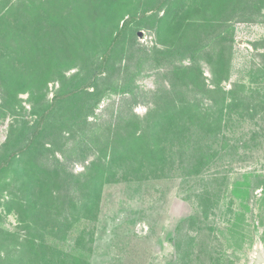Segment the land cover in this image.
<instances>
[{
  "label": "rangeland",
  "instance_id": "374dc122",
  "mask_svg": "<svg viewBox=\"0 0 264 264\" xmlns=\"http://www.w3.org/2000/svg\"><path fill=\"white\" fill-rule=\"evenodd\" d=\"M0 52V264H264V117L230 105L264 1L0 0Z\"/></svg>",
  "mask_w": 264,
  "mask_h": 264
},
{
  "label": "trees",
  "instance_id": "16d2710c",
  "mask_svg": "<svg viewBox=\"0 0 264 264\" xmlns=\"http://www.w3.org/2000/svg\"><path fill=\"white\" fill-rule=\"evenodd\" d=\"M264 1V0H262ZM2 42L5 43L4 39L2 40ZM113 46H110L106 52V54L104 55V57L102 58V61L100 63L99 66H101V68L103 66H105V64L107 63V61L109 60L110 56H111V52L113 50ZM9 56L6 55L4 52H0V65L1 63H3L5 60H7ZM259 74H252V81L255 82V83H258L254 86V88H251V92L250 93H247V94H243V95H234V92L231 93L232 94V101L230 103V105L233 106V109H236V111L241 114L242 116H249V117H254L256 115H259L261 116L262 118L264 117V83H260L259 80H263L261 77H264V67L262 69H259ZM195 79H197L195 77ZM178 95L180 96V94L178 93ZM178 96V97H179ZM60 97L57 96L56 98L58 99ZM170 99V102H168L167 104L165 103V106L167 105V108H170L171 109V106L168 107V104L170 103V105H172V111H176L177 112L180 110L177 109L178 107V103L180 102H183L182 99H179L177 97H174V96H170L169 97ZM208 112V111H207ZM221 113V115H220ZM223 113H224V108H221L218 112V114L220 115V120L222 121L224 119L223 117ZM151 114V112H150ZM203 114H206L205 113H202ZM203 119H205V117H203ZM44 121V120H43ZM43 121H40L38 125H36L34 128H33V135L30 137V140H29V143H28V146L31 145V143L34 142V140L39 136V133L42 131V128H43ZM204 126V127H212V124L210 123H206V121H202V124H201V127ZM29 132H31L30 130H32V128L29 127V129H27ZM227 144L226 142L224 143V147H226ZM20 151V150H18ZM203 160V158L201 159V161ZM0 168L2 169V167L0 166Z\"/></svg>",
  "mask_w": 264,
  "mask_h": 264
},
{
  "label": "water",
  "instance_id": "95a60500",
  "mask_svg": "<svg viewBox=\"0 0 264 264\" xmlns=\"http://www.w3.org/2000/svg\"><path fill=\"white\" fill-rule=\"evenodd\" d=\"M260 262H262V260H261L260 257H259V261H258V263H260Z\"/></svg>",
  "mask_w": 264,
  "mask_h": 264
}]
</instances>
